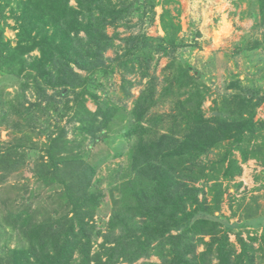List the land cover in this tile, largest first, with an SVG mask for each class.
<instances>
[{
    "label": "trees",
    "instance_id": "obj_1",
    "mask_svg": "<svg viewBox=\"0 0 264 264\" xmlns=\"http://www.w3.org/2000/svg\"><path fill=\"white\" fill-rule=\"evenodd\" d=\"M157 1L0 0V126L9 125L16 135L3 152L0 148V183L12 175L21 178L24 171L38 185L31 192L27 182L0 187V264H264V218L241 223L254 232L247 238L236 234L237 251L229 240L235 225L217 214L224 193L220 179L240 176L241 163L249 159L264 173V121L255 120L264 88L249 79L245 86L239 79L230 82L231 92L207 117L197 85L200 74L181 60L166 65V85L157 93L150 73L153 55L175 59L182 47L179 22L169 10L177 0L161 1L164 36L157 44L139 32L120 38L115 31H131L147 17L151 24ZM252 4L264 22V0ZM132 17L136 24H130ZM7 27L15 32L14 42L4 37ZM118 39L122 46L114 43ZM108 50H115L114 58H106ZM116 70L124 74L126 99L131 87L143 86L130 109L93 92ZM259 71L262 82L264 67ZM15 85L14 94L7 92ZM70 95L72 106L63 101ZM88 97L94 111L86 106ZM169 98V112L155 111ZM71 110L67 123L73 124V138H68L66 126L58 123ZM41 116L55 123L47 125L48 141L39 146L33 137ZM211 154L216 158L209 161ZM124 156L126 165L112 169L102 190L97 170ZM20 166L23 170L14 174ZM209 183L211 204L202 186ZM44 190L50 191V203L33 209V199ZM109 195L111 213L103 229L96 218L106 216ZM9 233L20 241L13 248L5 239ZM151 257L159 262L148 261Z\"/></svg>",
    "mask_w": 264,
    "mask_h": 264
},
{
    "label": "rangeland",
    "instance_id": "obj_2",
    "mask_svg": "<svg viewBox=\"0 0 264 264\" xmlns=\"http://www.w3.org/2000/svg\"><path fill=\"white\" fill-rule=\"evenodd\" d=\"M160 0L155 8L156 15L150 24L149 17H147L144 23L136 25L133 30L129 31L125 27L118 28L120 38L127 37L131 32L141 33L154 38V43L160 42L159 37L164 36L160 26L159 16L162 13V4ZM170 14L174 17L175 22H179L180 31L178 38L182 40V47H178L175 54V59L172 56H163L159 54L153 55L150 73L156 77V92L161 93L165 78L169 75V71L165 72V67L170 62L183 61L184 64H189L200 74V78L197 81L200 90L204 94V100L202 103V110L208 117L214 113L213 105L217 102L219 105L224 94L231 92L227 91L226 86L237 79L240 80L242 85H249V80L255 82V87L262 86L264 88V80L259 82L261 72L259 71L264 67V22L262 21L256 4H252V0H177V3H173L169 6ZM137 23V18H131V25ZM9 26H14L13 20H8ZM108 35H112L114 30L109 28L107 30ZM4 37L6 39L15 41V32L12 28L7 27L4 30ZM116 45H121L122 42L118 39L114 42ZM261 44L263 47H259L255 50L246 51L245 48H249L254 44ZM122 46V45H121ZM120 52V49H119ZM37 55V53H33ZM106 58H114L115 50H108L105 53ZM171 72V71H170ZM81 74H84L83 72ZM122 74L121 71L116 70L114 75L105 81H101L100 87L93 90L100 100H110L115 103L125 104L127 109L132 108L133 100H135L141 89L142 85H134L130 88L131 97L126 99L122 93ZM128 80L139 81L137 75H126ZM12 82L10 79L8 81ZM4 83V79H0V87ZM145 83V82H143ZM11 84V83H10ZM17 86L7 89L9 93L14 94ZM188 89L184 90V93L180 94L181 99L186 98ZM51 90H48V94H51ZM182 92V90H181ZM26 96L30 102H34L35 98L32 92L27 91ZM70 101L68 104L72 106L74 96L70 95L63 99L65 102ZM173 99L169 98L163 105L156 106L155 111L160 113L169 112V107L172 105ZM86 106L94 111L96 106L94 102L88 97ZM73 113L69 111V115L65 116L59 121V126H66L68 130V138H73L70 133L72 123H67V119ZM57 119L56 115H53ZM264 121V104H262L257 110L255 120ZM39 126L34 131V141L41 146V143L47 142V135L50 132V126L48 124L55 123L50 116H41L39 118ZM11 124V123H10ZM40 132H46L42 135ZM264 135V131L262 132ZM19 136V135H18ZM16 135L13 133L9 125L0 126V148L2 152L7 147V143L13 141ZM216 154V153H215ZM215 154L209 155V161L214 160ZM235 157L240 161V156L236 152ZM241 163V161H240ZM125 166L126 158L121 157L119 159H113L106 162L99 170H97L95 179L100 181V188L107 190L109 183V175L112 169L117 166ZM242 174L236 176L232 181L227 182L223 179L219 180L221 189L224 192L221 201L220 214L223 218H228L232 225H235L233 231L230 233L229 240L232 242L237 251H239V244L236 243V234L240 233L243 238H247V235H253V228L243 227V222L264 218V173L262 174V166L254 159H249L245 163H241ZM23 170L20 168L14 173L18 174ZM23 177L18 178L14 175L9 177L6 182L0 183V187H6L12 184H25L29 185L28 192L36 190L38 185L29 172L23 171ZM29 180V181H27ZM240 184L239 188L236 186ZM199 187V184L196 185ZM206 192V200L211 204V195L209 193L212 183L202 185ZM7 189V188H6ZM24 193L26 199L29 193ZM49 190L41 191L38 198L33 199L32 208L37 207V204H48L50 200ZM108 208H104L106 216L98 215L96 218L97 224L105 229V224L110 217V208L112 207L111 196L107 197ZM198 199H202V194L198 195ZM235 213V215H234ZM250 214L249 219H246V214ZM99 218H102L100 221ZM9 230V228H6ZM260 231V230H259ZM8 245L13 248L18 245L17 235L9 233L5 237ZM101 240H97V244ZM255 247L257 245H254ZM201 247L198 252L201 251ZM77 256V254H76ZM143 260H140L142 262ZM148 261L159 262L156 257H151Z\"/></svg>",
    "mask_w": 264,
    "mask_h": 264
}]
</instances>
